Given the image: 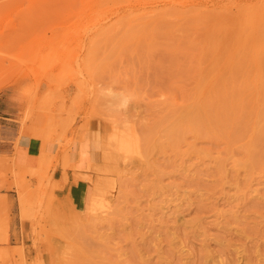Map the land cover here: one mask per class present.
Here are the masks:
<instances>
[{"label":"rangeland","instance_id":"obj_1","mask_svg":"<svg viewBox=\"0 0 264 264\" xmlns=\"http://www.w3.org/2000/svg\"><path fill=\"white\" fill-rule=\"evenodd\" d=\"M0 116L29 264H264V0H0Z\"/></svg>","mask_w":264,"mask_h":264},{"label":"crops","instance_id":"obj_2","mask_svg":"<svg viewBox=\"0 0 264 264\" xmlns=\"http://www.w3.org/2000/svg\"><path fill=\"white\" fill-rule=\"evenodd\" d=\"M0 118H3L0 116ZM39 125V124H38ZM40 126V125H39ZM15 138V136H13ZM43 148V144L39 139L22 137L17 147L10 143L9 145L0 148V168L3 158H13L12 167L14 171L20 170H35L40 165V152ZM46 152L53 153V147L48 144L44 147ZM69 159L73 161V150L69 153ZM7 179L4 181L0 178V229L4 227L3 223L8 218V246L0 245V253L2 249L6 248L9 257V264H16L20 261L19 248L24 247L23 257L26 263L29 264L30 260L35 257V252L31 248L30 236L32 224L30 220H22L21 213L25 206L23 201L19 199L17 195V185L10 183L11 175L7 173ZM52 178L55 182H58L62 186L61 191H56L55 194L58 197H66L69 200L82 202L84 198V188L86 184L81 181L73 184V172L66 170V182L63 177V170L60 165L56 166L52 171ZM26 180L35 184L34 178L26 176ZM4 234H0L2 238ZM0 264H8L6 262H0Z\"/></svg>","mask_w":264,"mask_h":264},{"label":"bare ground","instance_id":"obj_3","mask_svg":"<svg viewBox=\"0 0 264 264\" xmlns=\"http://www.w3.org/2000/svg\"><path fill=\"white\" fill-rule=\"evenodd\" d=\"M20 95H21V94H20ZM114 96H115V95L113 94V97H114ZM109 97H110V96H109ZM111 97H112V95H111ZM111 97H110V98H111ZM114 98H115V97H114ZM114 98H113V99H114ZM115 99H117V98H115ZM107 100H108V99H107ZM122 100H123V99H122ZM116 102H118V101H116ZM121 102H122V101H121ZM125 102H126V101H125ZM125 102H123V103H120V102H119V103H120V104H123V105H121V106H124ZM109 103H110V102H109ZM119 103H118V104H119ZM113 104H115V103L113 102ZM113 104H111V105H113ZM116 104H117V103H116ZM114 107H116V105H115ZM117 107H118V106H117ZM119 108H121V107H119Z\"/></svg>","mask_w":264,"mask_h":264}]
</instances>
